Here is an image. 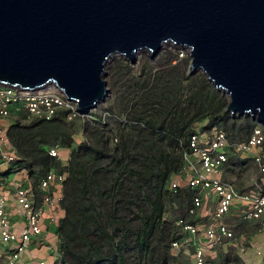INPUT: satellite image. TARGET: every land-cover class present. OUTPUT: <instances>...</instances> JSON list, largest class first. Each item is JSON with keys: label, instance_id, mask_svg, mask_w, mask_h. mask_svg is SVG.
<instances>
[{"label": "trees", "instance_id": "trees-1", "mask_svg": "<svg viewBox=\"0 0 264 264\" xmlns=\"http://www.w3.org/2000/svg\"><path fill=\"white\" fill-rule=\"evenodd\" d=\"M120 63L116 69L123 73L126 67ZM134 86L139 97L128 99L123 109L142 125L133 127L128 138L120 137L118 154L106 151L96 120L91 122L96 146L74 147V123L66 121L64 111L48 121L32 119L28 125L7 127L17 156L14 167L27 175L41 168L36 185L58 165L48 157L49 148L70 150L60 202L64 216L57 227L61 264H168V247L178 239L176 223L189 208L190 194L186 189L172 194L166 182L181 166V148L193 128L207 120L205 130L218 126L247 139L255 126L245 117L231 116L227 100L207 78L185 75L182 65L148 72ZM168 203L181 206L172 220V235L170 224L162 219ZM239 263L236 252L229 250L210 264Z\"/></svg>", "mask_w": 264, "mask_h": 264}, {"label": "water", "instance_id": "water-1", "mask_svg": "<svg viewBox=\"0 0 264 264\" xmlns=\"http://www.w3.org/2000/svg\"><path fill=\"white\" fill-rule=\"evenodd\" d=\"M166 43L190 49L231 116L264 127V0H0V85L55 84L80 114L105 101L112 55L134 64Z\"/></svg>", "mask_w": 264, "mask_h": 264}, {"label": "built area", "instance_id": "built-area-1", "mask_svg": "<svg viewBox=\"0 0 264 264\" xmlns=\"http://www.w3.org/2000/svg\"><path fill=\"white\" fill-rule=\"evenodd\" d=\"M174 48L178 54L175 56L181 59L186 51L175 44ZM187 56L189 59V55ZM175 62L173 61L174 64ZM189 71L190 63L187 72ZM53 86L30 92L0 85V188L4 184L2 175L7 171H12L13 175L29 177L26 170L14 167L17 156L15 149L8 142L5 121L11 120L19 124L32 119L48 121L57 113L64 111L67 122L75 123L80 120L92 122L96 119L102 129H107L112 114L105 111L99 113L98 118H94L95 109L88 114H80L75 103L69 101L55 85ZM19 117L23 118L18 120ZM118 121L123 126L130 124L126 116L119 117ZM248 137L240 142H234L224 131L217 128L207 130H199L197 126L193 128L186 147L181 148L182 164L166 182L167 190L177 194L182 189L181 182L184 181L190 194L189 208L185 216L179 218L176 223L175 235L178 239L172 241L169 246L172 257L182 254L187 257L188 264H205L207 258H215L216 248L224 247L227 242L234 239V233L226 223V216L236 205H241L239 217L244 221L259 223L258 229L264 233V127L255 124ZM62 151L60 145H55L49 148L47 155L61 160ZM230 155L251 162L256 169V176L250 183L251 187L245 192L239 193L235 185L223 179L224 167ZM68 160L66 156L65 161ZM64 168L61 171L49 170L36 188L26 187L19 181L18 183L15 180L11 181L15 206L24 223L19 229L11 224L6 208V196L0 195V259L3 260V264H17L28 246L39 240L37 238L42 234L43 218L47 211L51 212L49 223L59 225L57 214L63 213L60 208L61 189L68 176ZM53 190H59L60 194L55 196ZM208 212L209 221H196V216H205ZM162 219L166 220L163 216ZM56 238L59 243L58 235ZM55 254L57 258L52 264H61L62 254L58 244ZM253 254L264 264L263 248H254ZM245 255L246 249L240 248L238 257L242 264H248ZM38 264L45 263L40 261Z\"/></svg>", "mask_w": 264, "mask_h": 264}, {"label": "rangeland", "instance_id": "rangeland-1", "mask_svg": "<svg viewBox=\"0 0 264 264\" xmlns=\"http://www.w3.org/2000/svg\"><path fill=\"white\" fill-rule=\"evenodd\" d=\"M174 47L169 51L160 50L157 55L153 58L150 57L146 52H143L141 54L136 55L135 63L132 64L130 61H128L126 58L120 57L119 55H116L113 59H111L110 63L105 65L104 68V80L106 82V89H107V96L103 103L98 104L95 107V113L93 114L94 118H98V114L101 112L108 111L110 114L113 115V117L108 121V127L107 129H101L102 130V139L101 142L104 143L105 149L109 154L117 153L116 147L119 144L120 137H127L132 134H134L133 127L138 126L137 122L131 121L126 112L124 111L123 107L127 103V100H136L139 97V93L135 91V83L137 80L142 79V75L147 74L150 72L151 74L157 73L160 70H166L168 67H173L175 65H182L185 67V75H191V71H188L190 59H188V56L186 53H183L182 58H178L175 56L176 51H174ZM178 55V54H176ZM173 61H176L175 64ZM122 62V63H120ZM122 65L124 68L123 73H119L120 70L116 69V65L119 64ZM195 74L201 75L205 77L201 72H196ZM206 78V77H205ZM221 97H224V99L227 100L228 98L225 94L219 93ZM121 116H126V119H128V122L126 126H123L119 121L118 118ZM23 117H19L18 120H21ZM248 121L257 124L256 122L252 121L251 118L245 117ZM96 120V119H95ZM95 122V121H92ZM11 124L13 121L10 122ZM17 123V122H16ZM30 121L27 122H21L20 125H28ZM207 120L198 122L199 130H205V127L207 126ZM19 124V123H18ZM136 124V125H135ZM91 122H87L86 120H80L79 122H75L73 124V140H74V147L80 146V144L85 143L91 147L96 146L97 142H95L96 137L93 136V131L95 128L92 126ZM142 125V124H141ZM140 126V125H139ZM7 127V126H6ZM215 128L222 131V129L218 126ZM228 137H230L231 141L234 142H240L242 140L246 139L245 134H242L240 132L229 131ZM128 138V137H127ZM116 139V141H114ZM12 145V144H11ZM13 147V146H12ZM14 148V147H13ZM65 153L68 152V155H60L61 160H56L58 162V165L54 167V169H62L66 166L67 162L65 161V157L69 156L70 150L65 148ZM118 154V153H117ZM224 175L223 179L224 181L230 182L233 185H235L237 191L239 193L247 191L251 185V181L256 176V169L254 165L247 161L242 160L234 157L233 155H230L229 161L224 167ZM41 171L40 167L33 168L30 173L28 174V181L31 184L32 188H36L37 180L40 178H36L38 172ZM14 173L12 171L5 172V175L2 176L9 179V181H13ZM118 177V174L115 175ZM5 182L6 180H4ZM6 187V186H4ZM182 189H186L184 185V181L181 182ZM187 190V189H186ZM11 191V190H10ZM188 191V190H187ZM12 192V191H11ZM63 190L61 189V196H62ZM189 192V191H188ZM13 194V192H12ZM186 206V204L184 203ZM179 207H181L179 204H171L168 203L166 206V210L163 214V218L166 219L165 222L169 223L170 225L168 228L170 229V233L172 235V220L174 216L178 215ZM62 209V207H60ZM212 210V207L210 208ZM241 205H236L233 207V209L230 211V213L226 216V223L232 230V233H234V239L227 242L224 247H218L217 249V255L222 254L224 251L234 250L237 252L238 248L246 247L247 242L251 238V234L253 232L258 231L259 223L253 222V221H244L243 218L239 217L241 214ZM63 211V210H62ZM50 212V211H48ZM211 212V211H210ZM210 212L206 213V215L202 216H196V221L198 222H206L209 221V214ZM60 213V212H59ZM57 214L59 217L60 214ZM62 215L59 217V221L63 218L64 212L61 213ZM58 221V222H59ZM133 224H137L138 221L134 220L132 222ZM58 227V226H57ZM173 230V231H174ZM59 245V243H57ZM169 251V247H168ZM169 257L168 264H188V259L186 256L179 254L177 256L172 257L169 251ZM217 258V257H216ZM174 259L176 260L174 262ZM212 260H216L213 258ZM36 264L39 262L35 260ZM45 263V261H44ZM46 264V263H45Z\"/></svg>", "mask_w": 264, "mask_h": 264}, {"label": "crops", "instance_id": "crops-1", "mask_svg": "<svg viewBox=\"0 0 264 264\" xmlns=\"http://www.w3.org/2000/svg\"><path fill=\"white\" fill-rule=\"evenodd\" d=\"M11 120L5 121V126L11 125ZM66 150H63L60 155H63ZM65 155H68V152L65 153ZM15 181H19L20 184L28 187L31 186L29 181L27 180L26 176H21V175H13ZM6 180L7 178L4 177ZM6 186V187H4ZM12 186H11V181L7 179L2 188H0V195L6 196L7 199V212L11 221V224H13V227L16 229L21 228L24 223H23V218L21 217L20 214L17 212V208L15 206L14 198L12 195ZM53 193L55 196L60 194L59 190H53ZM51 212H46L44 214L43 218V231L42 234L37 238L39 239L38 241L32 242L26 251L22 254L20 261L17 264H36L35 260L38 262L40 261H45L46 264H52L56 258L57 255L55 254V249L57 247V225L54 223H49V218H50ZM61 216V215H60ZM59 216V217H60ZM259 228V227H258ZM250 240L247 242L246 247H243L246 249V258L248 259V264H262L260 259L256 258L253 254L254 248H263L264 249V233L260 232L259 229L257 232H253L251 234ZM242 248V247H241ZM240 249V248H238ZM227 253V251H224L223 254ZM238 256V251L236 252ZM219 255L216 257L218 258ZM215 257V259H217ZM239 258V257H238ZM240 260V259H239ZM212 261V258L209 259L207 258L205 261V264H210ZM0 264H3V260L0 259ZM239 264H242L240 261Z\"/></svg>", "mask_w": 264, "mask_h": 264}, {"label": "bare ground", "instance_id": "bare-ground-1", "mask_svg": "<svg viewBox=\"0 0 264 264\" xmlns=\"http://www.w3.org/2000/svg\"><path fill=\"white\" fill-rule=\"evenodd\" d=\"M162 47V48H161ZM174 47V44H171V43H166V44H162V46H160V49L161 50H168V49H171V48H173ZM180 47V46H179ZM185 51H186V53H187V55H189V53H190V49H184ZM143 52H146L148 55H151V51L149 50V49H144V50H141V51H139L138 53H137V55L138 54H141V53H143ZM116 55H118V54H114V55H112L110 58H109V60L107 61V64H109L110 63V61H111V59H113ZM53 85H55V84H51V85H48L47 87H54ZM56 86V85H55ZM46 87V88H47Z\"/></svg>", "mask_w": 264, "mask_h": 264}]
</instances>
